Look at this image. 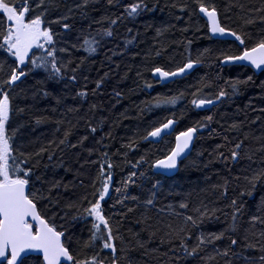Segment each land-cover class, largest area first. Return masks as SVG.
I'll return each instance as SVG.
<instances>
[{
    "label": "snow or ice",
    "instance_id": "1",
    "mask_svg": "<svg viewBox=\"0 0 264 264\" xmlns=\"http://www.w3.org/2000/svg\"><path fill=\"white\" fill-rule=\"evenodd\" d=\"M106 5L108 8L121 7L123 11L114 16L105 11L97 19L89 15L90 9H97V0H72L71 3L69 0H0V264H140L134 253L150 256L159 251L152 249L150 252L139 233L129 229L126 235L122 230L129 215L141 208L143 211L137 223L143 224L151 237L159 233L161 244L167 243L166 264H190L191 260H197L198 264H221V261L223 264H237V261L240 264H264V197L256 212L247 216L244 200L253 196L258 186L264 187V136L245 133V121H234L226 128L220 125L222 131L218 132L216 128H210L214 122L212 115L177 131L175 126L179 118L173 113L150 123L143 133L129 137L127 143L112 151L111 130L97 138V133L108 122L106 117L96 118L97 112H103L102 106L91 103L87 112L81 115L82 102L90 95H98L109 78V73L105 72L93 81L94 88L89 90L87 83L79 86L81 78L85 82L89 80L84 74L85 65L97 54L103 38L113 37V26L118 27L124 20H135L159 8L158 0L156 3L151 0H106ZM165 6L179 7L180 13L188 16V27L180 29L181 32L194 28L196 32L203 29L210 40L230 37L234 48H205L193 58L192 40L186 43L173 41L184 44V61L174 68L156 62L148 64L147 71L157 83L166 86L175 82V78L189 75L214 51L219 53L213 58L221 69L241 66L251 68L253 75L264 72V0H259L258 4L244 0H225L224 3L221 0H182L179 6L175 2ZM159 10L163 11V8ZM78 18L87 22V28L82 26L73 41ZM175 19L183 20V15ZM174 27H157L156 37ZM127 31L131 33L133 29ZM138 35L139 32L126 40L125 50ZM158 44L148 51L146 60L167 53L168 46L162 41ZM81 51L87 55L74 59V53ZM40 74L43 78L35 80ZM142 75L137 72V76ZM30 78L35 83H31ZM250 83H254L252 75L246 79L225 80L223 85L201 78L194 91L157 95L146 107L151 110L174 106L186 95H191L190 104L195 109L215 107L238 95L241 87ZM49 84L62 85L63 90L54 95L55 90L50 91ZM153 86L144 81L145 88ZM261 87L264 88V81ZM49 97L65 111L54 121L56 127L52 137L45 140L33 137L24 129L31 126L34 133L37 127L50 122L48 116L37 114L38 102ZM114 97L119 99L121 92L114 89ZM68 98L81 107L66 105ZM51 111L56 112L57 108ZM81 126L83 133L79 131ZM205 129L209 130V136L222 139V143L216 144L208 153L209 163L220 161L228 167L230 163L239 164L246 159L255 167L250 166L243 176L232 177L236 187L231 197L228 196L232 183L229 179L224 178L222 183L212 186L213 191L228 200L223 207L217 206L216 201L206 203L201 199L192 203L185 199L178 205L183 211L170 213L173 219L149 223L151 217L147 212L155 208V197L162 182L156 179L151 183L148 174L167 177L168 173L179 171L194 149V141L200 139L198 133ZM233 132L235 136L230 135ZM173 134L174 141H167L166 137ZM254 140L258 146L253 145ZM141 142H165L167 150L146 151L138 159H129V152L137 151ZM69 152L78 165L75 179L68 184L62 179H50L49 173L55 175L57 168L65 173L73 171L72 167L66 166ZM257 155L260 157L258 162ZM86 166L94 167L95 174L87 172ZM124 167L129 171L117 185L114 180L116 169L123 171ZM146 183L151 184L148 195L131 193L133 187L143 192ZM76 187L83 189L78 195L61 193V189L67 194ZM109 200L112 204L106 208ZM159 211L163 212V209ZM221 217L226 222L223 229L218 232L202 230L205 222L220 221ZM80 224L86 229L78 233L74 229ZM220 241L227 243L218 248Z\"/></svg>",
    "mask_w": 264,
    "mask_h": 264
},
{
    "label": "trees",
    "instance_id": "2",
    "mask_svg": "<svg viewBox=\"0 0 264 264\" xmlns=\"http://www.w3.org/2000/svg\"><path fill=\"white\" fill-rule=\"evenodd\" d=\"M71 2L72 0H69V3ZM151 2L156 3L157 0H151ZM173 2L179 6L182 0H158L159 8H163V11L158 8L154 13L148 12L135 20H124L118 27L113 26L114 36L111 38L104 37L102 46L98 49L97 54L86 62L84 74L89 77V80L85 82L81 78L79 86L82 87L87 83L89 90L94 88L93 81L103 76L105 72L109 73V78L106 79L104 85L99 90V94L96 96L90 95L86 102H82V107L81 105H76L71 98L66 99L65 104L81 107V115L87 112L89 104L96 103L101 105L104 110L103 112H97L96 118L100 119L103 116L107 118L108 122L97 133V138L103 135L104 132L111 130L113 135V139L111 140L112 151H116L122 143H127L129 137H135L137 133H143L150 123L170 117L173 113L179 118L177 131L184 130L186 127L192 126L196 121L202 120L205 116L212 115L214 116V122L210 125V128H216L218 132L222 131L220 125H224L226 128L234 121H245L243 129L245 133H249L255 137L264 136V112H261V109H264V88L261 87V82L264 81V72L259 75L256 73L253 75L252 69L241 66H226L221 69L220 65L213 58L219 54L216 51L206 58L204 63L192 74L166 86L157 83L152 78L151 73L147 71L146 66L152 62L174 68L184 61L185 57L182 55L184 53V44H175L172 43L173 41H184L186 43L187 40H192L190 51L193 58L205 48H212L214 50L227 49L229 47L234 48L232 41L216 40L215 38L212 40L208 39L203 29L196 32L192 28L187 32H181L180 29L188 27V16L180 13L179 7L173 9L165 6ZM224 2L225 0H221V3ZM244 2L258 4L259 0H244ZM105 11L114 16L122 12L123 9L121 7L108 8L106 0H97V9H90L89 15L90 17L99 19L100 15L105 14ZM180 15H183V20H176L175 17ZM200 23L203 24V21H200ZM149 25L151 26L149 27ZM168 25H175V27L157 38L156 28ZM82 26L87 28V22H81L78 18L76 24L77 32L73 33V41ZM128 28H132L133 31L129 33L127 31ZM137 32H139V35L136 41L128 45L125 50L124 44L126 40L136 36ZM161 41L168 46L167 53L162 57L153 56L146 60L145 56L148 51L154 46H159L158 42ZM113 52L117 54L113 55ZM121 52L123 53L122 55L120 54ZM86 55L82 51L75 52L73 58ZM117 65H119L118 68ZM138 71L143 74L142 77L137 76ZM249 75L253 76L254 83L242 86L238 95L208 110L193 108L190 104L191 95H186L174 106L151 108V110L146 107L147 102L154 101L157 95L171 96L178 95L179 92L185 90L188 92L194 91L195 86L198 85L201 78L208 79L209 81L215 80L218 85H223L225 80L246 79ZM42 78L43 75L40 74L35 77V80ZM35 80L30 78L31 83H35ZM145 80L152 83L154 85L153 88H145ZM48 88L50 91L55 90L54 95L59 94L63 90V86L58 84H49ZM114 89L121 92L119 99L114 97ZM228 90L230 91V89ZM205 91L207 92L208 90ZM37 107L39 109L37 114L42 113L48 116L50 122L37 127L34 133L31 132V126L24 129V131L33 137L38 136L45 140L50 139L56 127L54 121L61 118V113L65 109L62 106H57L55 99L51 97L41 99ZM53 108H57V111L52 112ZM141 109H144V111L141 112ZM181 113L183 114L182 118H180ZM258 117L259 119H257ZM69 118H71V115ZM252 121H255V123H252ZM81 125H83V121H81ZM79 131L83 133V126H81ZM198 135L200 139L196 140L191 155L180 165L176 176L172 178L164 176L152 177L151 173L148 174L151 183H155L156 179H160L162 182L160 191L155 197V208H151L147 212V215L151 217L149 223H156L158 219H173L170 213L173 211H183L179 209L178 205L185 199L190 200L192 203H197L201 199H204L206 203L216 201L217 206L223 207L228 203V200L221 198L218 191H213L212 186L222 183L224 178L232 181L233 176H243L250 166L255 167V165H251L246 159L241 160L239 164L230 163L228 167H225V164L220 161L209 163L210 157L208 153L213 151L216 144L222 143V139L220 136H209L208 129L203 130ZM230 135L235 136L236 133L233 132ZM166 140L174 141V136L167 137ZM252 143L258 146L257 141L254 140ZM166 150L165 142H141L137 151L129 152V159H138L146 151L158 153ZM200 152L203 155H198ZM74 159L71 152H69L66 166L72 167V172L65 173L63 169L57 168L55 175L49 173V178L62 179L65 184L73 181L75 179V169L78 167L74 163ZM255 159L258 162L260 159L259 155ZM81 162L83 161L81 160ZM145 168H147V165H145ZM86 171L92 175L95 174L94 167L89 168V166H86ZM128 171L127 167H124L123 171L120 168L116 169L114 180L117 185L120 179L127 175ZM150 187L151 184L146 183L143 192L141 189L135 187L131 188L130 191L133 195L139 194L143 196L149 194L148 189ZM235 187L236 182L232 181L228 192L229 197L235 194L233 192V188ZM81 191L83 189L76 187L70 189L69 193L64 194L61 189V193L65 196L71 195L73 192L78 195ZM189 194L191 195L189 196ZM262 197H264V187L258 186L253 196L244 198L246 216L256 212ZM111 204L112 201L109 200L105 205L106 208L110 207ZM169 205L172 207L169 208ZM160 209H163V212L159 211ZM142 211L143 209L141 208L136 213L130 214L129 218L124 221L122 230L126 235L129 234V229L132 233H139L140 237L146 242L150 252L152 249H159V251L154 252L150 256H144L142 252L134 253L140 264H166L167 257L164 256V253L168 251V245L167 243L161 244L159 233L155 237H151L150 231L144 230V225L137 223ZM225 224L224 218L221 217L220 221L205 222L202 230L205 232H218L225 227ZM81 229H86V226L80 224L74 230L79 233ZM83 234L86 236L87 231L85 230ZM226 243V241L217 242V247L222 248ZM209 251L211 252V249ZM190 264H198V261L191 260ZM221 264H223L222 261ZM237 264H240V262L237 261Z\"/></svg>",
    "mask_w": 264,
    "mask_h": 264
},
{
    "label": "water",
    "instance_id": "3",
    "mask_svg": "<svg viewBox=\"0 0 264 264\" xmlns=\"http://www.w3.org/2000/svg\"><path fill=\"white\" fill-rule=\"evenodd\" d=\"M216 40H223V41H232V38H230V37H225V38H219V37H217V38H215ZM198 67H200V65L198 66ZM197 67V68H198ZM196 68V69H197ZM196 69H194L190 74H192ZM251 69V68H250ZM262 72H256V74L257 75H259V74H261ZM189 74V75H190ZM189 75H187V76H189ZM186 77V76H185ZM185 77H178V78H175V81L176 80H180V79H183V78H185ZM152 78H153V76H152ZM155 81H156V79L155 78H153ZM170 83H172V82H169V83H167V85L168 84H170ZM162 86H165L164 84H162V83H160ZM213 106H208V107H206L205 109H199V110H208V109H210V108H212ZM177 126H178V123H177V125L175 126L176 127V130H177ZM173 136H174V134H173ZM169 137H172V136H169ZM167 138V137H166ZM158 143H160V142H158ZM194 143H196V141H194ZM193 151V150H192ZM192 153V152H191ZM191 155V154H190ZM189 155V156H190ZM188 156V157H189ZM186 160V159H185ZM184 160V161H185ZM178 172L179 171H172V172H170V173H168L167 174V178H172V177H174V176H176L177 174H178ZM165 177V176H164Z\"/></svg>",
    "mask_w": 264,
    "mask_h": 264
}]
</instances>
